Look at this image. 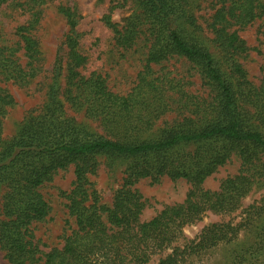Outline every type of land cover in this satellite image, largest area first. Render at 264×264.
I'll return each mask as SVG.
<instances>
[{"label":"trees","instance_id":"16d2710c","mask_svg":"<svg viewBox=\"0 0 264 264\" xmlns=\"http://www.w3.org/2000/svg\"><path fill=\"white\" fill-rule=\"evenodd\" d=\"M7 1L12 0H0V6ZM134 1L138 10L119 22L110 14L103 16L116 46L127 50L141 43L145 49L142 69L125 94L111 91L99 73L84 75L78 69L86 56L78 50L74 13L64 6L60 12L68 26L62 42L66 68L56 56L42 110L23 120L7 141L1 137L2 119L13 100L0 85V250L6 264H180L228 241L240 223H209L191 239L183 227L201 220L207 211H235L252 185L264 180V73L258 85L247 78L233 59L245 50L243 41L230 30L264 16V3L210 0L213 12L206 27L211 42L231 57L225 71L198 35L202 26L183 9L185 0ZM31 27H17V46L0 44V78L23 82L33 75L30 65L37 43L29 34ZM18 45L27 59L25 67L15 55ZM173 57L191 64L202 91L191 92L169 72L152 67ZM66 107L80 110L101 132L64 115ZM97 154L127 160L110 206L99 202L90 181ZM231 155L240 161L236 174L222 179L217 191L204 188L206 177ZM68 166L73 180L62 196L73 226L61 246L43 252L30 228L50 210L39 187ZM161 176L185 179L189 191L181 203L166 205L142 221L144 202L131 185ZM243 210L247 217L260 215L264 199ZM243 261L244 251H238L231 264Z\"/></svg>","mask_w":264,"mask_h":264},{"label":"rangeland","instance_id":"374dc122","mask_svg":"<svg viewBox=\"0 0 264 264\" xmlns=\"http://www.w3.org/2000/svg\"><path fill=\"white\" fill-rule=\"evenodd\" d=\"M264 3V0H258ZM118 4L116 7L113 5ZM68 7L76 19L75 29L79 33L78 50L86 56L81 73L92 72L102 75L111 91L125 94L136 82L138 72L142 69L144 48L138 43L127 50L115 45L113 34L103 22V16L110 14L112 21L119 22L123 17L137 9L134 0H12L0 6V44L17 46L16 29L18 26L31 24L29 34L37 43L36 59L30 67L33 75L26 81L19 82L10 77L0 78V85L7 89L13 103L6 108L2 119L1 137L9 140L17 131L19 125L28 116L39 113L46 99V91L51 80V70L56 56H61L66 68L65 46L62 44L68 26L66 18L60 12V7ZM183 9L192 13L196 23L200 24L199 36L207 45L218 64L227 71L231 57L211 42L213 35L206 25L209 22L213 8L210 0H185ZM179 22V20H177ZM245 48L235 54L233 59L246 71L247 78L258 85L264 73V16L255 18L244 26H233ZM186 34V33H185ZM15 53L18 62L25 67L27 59L23 51ZM154 69L162 68L169 72L170 77L179 80V85L191 92L203 90L199 75L184 58L173 57L168 61L152 65ZM29 66H27V69ZM60 82V92L63 85ZM64 115L85 126L90 131L100 133L101 129L85 116L80 110L64 108ZM97 167L90 176L92 187L96 190L99 202L110 206L117 189L122 184V178L127 166L126 158L97 154ZM240 161L236 155H231L228 161L218 166L206 177L202 186L210 191H217L222 179L236 174ZM73 168L58 170L52 179L39 187V191L47 200L49 214L42 220L31 224L33 240L43 252L59 247L64 236L73 226L72 219L66 211V201L63 191L71 188ZM189 183L185 179H171L161 176L157 181L149 177L136 180L131 188L142 197L144 207L139 216L145 221L154 216L166 205L181 203L188 191ZM259 199H264V180H258L250 191L242 198L241 206L229 214H218L207 211L201 220L183 227L188 239L196 237L202 227L213 222L230 220L231 225L239 224V229L226 242H221L187 257L180 264H231L236 252L244 251L246 261L242 264H264V210L260 215L246 216L245 207ZM257 204V203H256ZM246 216V217H245ZM263 227V228H262ZM0 264H6L0 250Z\"/></svg>","mask_w":264,"mask_h":264}]
</instances>
